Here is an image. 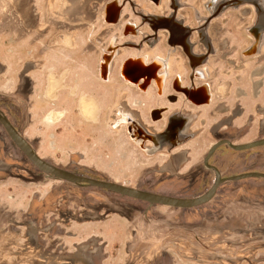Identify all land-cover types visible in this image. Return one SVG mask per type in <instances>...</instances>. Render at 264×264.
I'll return each instance as SVG.
<instances>
[{
  "label": "rangeland",
  "instance_id": "374dc122",
  "mask_svg": "<svg viewBox=\"0 0 264 264\" xmlns=\"http://www.w3.org/2000/svg\"><path fill=\"white\" fill-rule=\"evenodd\" d=\"M23 1L18 6L19 8L24 6L22 5ZM55 1L58 0L52 2L50 0H34V5H30L44 16L46 12L51 10L49 5H53ZM206 1L185 0L179 13L188 15L189 22L193 26H197L200 20H192L193 11L203 15L214 12V8H206ZM254 1V6L261 10L264 4L258 3L257 0ZM249 2L229 3L209 26L210 28L223 27L221 29L224 31L223 37H229L232 45L237 44L233 53L236 59H241L240 48H245L252 41L247 27L253 23L255 12L252 9L249 12L246 11V8L250 7ZM17 3V0H0V71L4 65L5 67L9 65L8 69L0 73V91L3 85L8 86V84V89H12L13 83L10 87V82L14 81L17 71L25 62L33 58L41 63L39 60L43 57L41 48L51 33V31L48 32L39 38V41H33L31 38L22 36L19 39V34H22L23 31H25L24 33L30 31L25 30L22 26L23 22L26 25L28 22L22 13V19L19 18ZM151 6L153 5H148V11L152 9L157 11ZM242 10L247 12V15L241 16ZM226 19L227 21H225ZM49 21L53 20L50 19ZM45 22L47 20L42 18L41 25ZM97 23L99 29L104 26L101 19ZM86 27L82 30V36L86 33ZM262 36L261 43L264 44V34ZM83 42L86 44L84 38ZM129 52L131 50L125 48L124 55L118 58L112 73L115 78L119 76V61ZM243 54V61H247L246 65L248 66L243 72L245 76H248L250 71L255 73L260 72L261 68L264 69V45L259 47L257 51H244ZM83 59L81 64L76 67L69 58L60 63L55 61L52 65L56 66L55 71L57 73H65L64 70L71 67L70 79H76L78 82H82V85L83 83L98 81L100 89L97 97L100 100L102 119L113 102L119 101L120 91L128 92L130 90L131 98L142 99L144 104L141 106V111L144 113L149 106L154 105L155 95L152 94L149 98L144 97L137 88L123 79H112L109 83L96 80L97 72L94 64L87 63L85 57ZM38 67L41 70L34 72L39 81L37 93L43 92L41 79H45L50 64L45 63L43 68ZM219 80L224 81V79ZM263 80L264 75L260 73L253 79H242L240 83L233 80V89L226 101L230 106L240 101L244 107V113L239 117L242 118L240 125L236 124L239 119L237 118L235 126L225 128L223 131H226L227 139L231 140L234 145L264 139V129L259 128V122L263 119V115L255 108L257 105H260L261 109L264 108V84L261 87ZM252 83L260 87L259 91L255 90V92H259V96L256 98L252 96ZM239 85L241 87L239 91L245 95L237 98L234 95ZM85 91L88 92L87 89ZM89 93L91 92L89 91ZM63 95L65 96L64 93ZM64 96L63 98H65ZM74 99L76 100V98ZM219 100L220 98L216 97L214 102ZM38 102L41 101L36 99V107H38ZM40 107L43 111L37 112L35 125L29 127L26 134H31V139L40 140L39 155L48 156L50 161L48 162L55 167L75 175L109 181L141 191L175 198L198 197L204 194L215 182V172L203 165V159L216 140V137L209 133V125L220 118V115L208 116L207 124L201 129L202 132L189 142L194 144L200 152L194 161L191 160V163H186L181 169L180 178H178L161 173L158 164L160 155L153 158L154 155L142 153L137 146L125 144L121 140V133L125 135L124 127L122 129L117 128L116 131H109L110 136L103 139V133L100 129H97V132L93 131L92 127L94 128V126L91 124L90 126L87 121L77 115L74 118L71 117L72 129L65 131V121L68 119L69 113L60 121L47 125L41 121L47 107L44 104ZM203 109L207 111L209 106L206 105ZM206 111L205 113H207ZM240 135L242 136L239 137ZM50 141H53L52 145L49 144ZM83 145H85L86 155L90 159L95 154H101L102 160L107 166H102L90 159L85 160L81 153ZM208 164L217 168L221 182L208 201L184 208L168 205L147 206V203L142 201L87 183L61 180L58 184L48 185V182L51 184L54 180H60L51 175L46 176L43 181H32L33 179L30 181L29 179L0 181V207L2 205L10 207L13 203L21 209L18 217L0 213V240H2L0 251L3 253L0 264H65L66 259L64 257L55 258L52 256L56 254V251L50 252L48 255L47 252L50 247L46 248V252L42 251V255H46L45 258L41 256L32 258L30 236H36L41 244L51 242V236L54 237L52 240L55 241L67 240L65 248L74 251L73 245L76 244H73V241L84 242L94 234L104 236L102 239L99 238V246H105L104 250L107 252L101 256V258L105 257L102 264H124L131 261H135V264H142L140 263L141 259H139L142 257L148 264H152L157 258H160V264H168L169 258L173 260L174 264H264V177L247 176L229 179L249 172L264 174V145L234 149L229 144H224L209 157ZM24 165L26 168H32L29 163ZM197 170L207 173L206 178H201L197 174ZM104 171H108L118 182H114ZM189 171H191V180L187 177ZM194 173L196 178L192 180ZM191 182H194L193 188L186 190ZM66 194L70 197L72 195L71 198L69 197L72 201L67 202L70 206L92 207L97 205L101 214L97 215L96 218H103L105 213L110 212L105 219L115 221L118 237L114 235L116 237L107 243L105 239L109 238V235L103 233L101 229H96L95 233L92 234L93 229L91 228L76 232L68 227L65 228L66 233L74 234L75 232L77 235L69 238L66 233H61L64 228H49L45 220H59L58 215L54 218L50 212H56L54 207L65 208L63 204L57 205V200L59 199L60 203H64L61 198H65ZM79 196L84 198L82 202L76 200ZM109 200L115 204L113 209L117 210L116 213H112L111 208H105L107 204H111ZM128 205L139 206L144 211L142 213L135 212L134 222L127 226L123 221L128 222V218L124 217L123 214L125 210L128 211L126 209ZM259 208L262 210L260 211ZM152 221L161 224L158 225L159 227L152 228L150 227ZM136 224L140 227L137 228L136 235L138 237L137 241L134 242L131 240V236L135 232L132 227ZM238 237L240 239H237ZM260 237L262 241H259ZM253 240L255 241L253 242ZM160 253H165L164 257H160Z\"/></svg>",
  "mask_w": 264,
  "mask_h": 264
},
{
  "label": "flooded vegetation",
  "instance_id": "af4514ba",
  "mask_svg": "<svg viewBox=\"0 0 264 264\" xmlns=\"http://www.w3.org/2000/svg\"><path fill=\"white\" fill-rule=\"evenodd\" d=\"M17 1L18 7L23 0ZM52 1L50 0V2ZM241 1L224 0L220 6L213 7L214 12L207 13L206 15L193 11L192 20H200L197 26H193L189 22L188 15L179 13L182 9V3H185V0H177L175 6L169 3L170 0H157L156 5L150 1L151 5L157 11H148L146 5L142 4L141 0H58L53 2V5H49L51 10L46 12L44 16L35 10L34 7H31V5H34V0H26V3L22 4L24 6L18 7V16L19 18L22 15L26 16L28 25L23 22V28L30 31V33L36 34L34 37H31V40L39 41V38L50 31L51 33L47 37L46 43L43 44V48H41L43 56L42 59H39L41 63H38L33 58L25 62L17 71L14 81L10 82V87L13 83L12 89H8V84V86L3 85L2 87L4 89L2 88L0 91V181L6 179H19L23 181L33 179L32 181H43L46 176H50L49 174L43 173L33 164L25 148L27 146L40 159L47 163L50 162L48 156H40L38 153L40 140L31 139L32 135L26 134L29 127L35 125L34 121L36 120L35 115H37V112L43 111L42 107H40L42 104L47 109L41 121L47 125L60 121L69 113L68 119L65 121V131L72 129L71 117L74 118L77 115L82 116L81 118L83 120L85 119L84 121H87L89 125H94V127L97 123L98 126L95 128L103 132V139L110 136L109 131L124 127L131 143L141 149L142 153L146 155L152 154L154 155L153 158L160 154L165 155L158 163L161 173L178 178H180L179 175L182 173L181 169L186 163H191V160L194 161L198 155H193L192 149H182L183 146L202 132L201 129L207 124L208 116L220 115L221 117L211 123L208 129L209 133L216 137L215 143L213 144L216 146L210 153L208 151L203 159V165L215 172L212 168L215 166L209 165L208 159L216 149L224 144H228L227 141L229 140L227 139L226 131H223V129L235 126L236 119L244 113V107L240 101L234 103L232 106L226 101L233 89V82L237 81L240 83L242 79H253L256 75H259L258 72L254 73L250 71V74L245 76L243 72L245 67H248L246 65L247 61H243L245 48H240L239 53L241 59H236L233 53L237 44L232 45L229 37H223L224 31H221L223 27H209L212 20L218 14L222 13L224 7L229 3L238 4ZM110 6H115L116 12L112 16L107 13ZM246 13L245 15H247ZM240 15L244 16L243 10L240 12ZM42 18H45L47 22L41 25ZM50 19L53 21H49ZM99 19L104 23L101 29L98 28L97 21ZM85 26H87L86 33L82 36V30ZM204 35H206V39L209 41L208 47L204 46L201 42V38ZM83 38L86 44H84ZM261 44V46L264 45L263 43ZM125 48H129L131 52L119 61V76L117 78L123 79L133 85L144 97L149 98L152 94L156 96L154 105L149 106L145 113L141 111V106L144 104L142 99L131 98L130 90L128 92L120 91L119 101H116V103L113 102L102 119L100 100L97 97L100 89L98 81L92 83L87 82L82 85V82H78L76 79H70L71 67L65 69V73H57L55 71L56 66H52V63L55 61L60 63L69 58L75 63L74 67H76L78 64H81V61L85 57L86 62L89 64L93 63L96 68V80L109 83L112 79H117L112 73L115 70L118 58L124 55ZM139 62L143 63L140 65ZM45 63L50 64L51 68L48 67V73L45 79H41L43 92L37 93L39 81L38 77L34 75V72L41 70L38 69V66L43 68ZM100 65L107 67L105 69L107 76L100 75L99 71L104 70L102 68L100 69ZM122 66H124V71L129 78L124 77L121 73ZM8 68L9 65L7 67L4 65L0 73H3ZM202 68L204 69L200 70ZM201 72L203 73L202 75L200 74ZM155 79H159L160 86L156 84ZM176 79L179 80L181 88H187V91L192 94L195 100H190L187 97L188 95L184 94L181 90H177L174 84ZM217 79H224V81H218ZM59 84H61V87H58ZM263 84L264 80L262 81L261 87ZM239 88L241 90L240 85L237 86L236 94L234 95L237 98L245 95L239 91ZM251 88L252 96L254 98L258 97L259 92H254L255 90L259 91L260 87L257 86L255 88V83H252ZM89 97L91 98L89 99ZM206 97H208V103L205 102ZM216 97H219L220 100L215 103L214 100ZM36 99L41 101L40 103L38 102V107L35 106ZM205 105L209 106V110L206 111L202 108ZM255 108L263 115V119L259 122V128L263 130L264 108L261 109L262 107L260 105H257ZM35 109L37 111H34ZM53 111L55 114H52ZM58 111L63 112L59 114ZM86 114L91 117L89 118ZM144 114L145 116H143ZM44 118L49 119L46 121ZM9 127L24 140L27 144L26 146L23 147L14 139ZM134 129H139L144 132L145 135L142 137L143 144L150 145L153 139L155 141L162 140L160 145L162 147L154 149L152 152L143 150L131 138L130 132H134ZM171 130L174 133L173 139L171 141H164L163 137ZM178 131L182 136H177ZM229 142L233 144L231 140ZM49 144L52 145L53 141H50ZM85 148V145H83L81 153L82 157L88 161L90 158L86 155ZM157 150L161 152H157ZM102 159L101 154H95L90 160L105 166L106 164ZM27 163L31 164L32 168H26L24 164ZM22 172L27 175H24ZM104 172L114 180L113 175H110L108 171ZM190 172L187 175L189 179L191 178ZM197 174L201 178H206L207 176V173H203L200 170H197ZM192 177V180L196 178L195 173ZM60 181L54 180L53 183L49 184L48 182L47 184H58ZM188 185L189 187L186 190H191L194 182ZM69 197L70 195L66 194L65 198H61L64 203H60L59 199L57 200V205L63 204L65 208L54 207V211L56 212L52 211L50 213L54 215V218L59 216V220H45L49 228H64L61 233H66L65 228L68 227L77 232L79 230H86L92 227V225L98 227L99 225L106 226L115 223L114 220L105 219L110 212L105 213L103 218H96L97 215L101 214L97 209V205H93L92 207H73L68 205L67 202L72 201ZM83 199L82 196L76 198L80 202ZM109 202L111 204H107L105 208H111L113 211H108L116 213L117 210L113 209L115 208V204L111 200ZM126 207L128 211L125 210L123 215L128 218L127 223L131 225L135 220L136 215L134 213H142L144 209L134 205H128ZM8 211L9 209L3 205L0 207L1 214H11L15 217H18L20 210L14 213H9ZM45 215L47 216V213ZM156 223L157 221L150 222L151 225H156ZM139 227L137 224L132 227V230L135 232L131 236V240L134 242L137 241L138 236L136 233ZM92 229V234H94V228ZM66 236L73 238L77 235L74 232V234L66 233ZM103 237L102 235L98 236L94 234L87 241H73V244L76 245H73L74 251H71L65 248V242L67 240L55 241L52 240L54 237L51 236V242L41 244L36 236H30L31 241L29 243L32 247L31 256L32 258L36 256L45 258L46 255H42V251L46 252V248L50 247L47 252L48 255L50 252L56 251V254L52 256L55 258L64 257L66 259L64 261L65 264H102L105 257L101 258V256L107 253L104 250L105 246H99V238L102 239ZM107 239H105V242L110 243ZM2 254V251H0V258L3 257ZM164 255L165 253H160V257H164ZM142 258H139L141 259L140 263L148 264ZM168 261V264H174L171 258ZM160 263V258H157L152 264ZM124 264H135V261L125 262Z\"/></svg>",
  "mask_w": 264,
  "mask_h": 264
},
{
  "label": "water",
  "instance_id": "95a60500",
  "mask_svg": "<svg viewBox=\"0 0 264 264\" xmlns=\"http://www.w3.org/2000/svg\"><path fill=\"white\" fill-rule=\"evenodd\" d=\"M9 130L12 136L14 137V139L17 142H19L20 145H22L23 147L27 145L24 142V140L17 133H15L10 127H9ZM227 143L234 149H245V148H249L253 146L264 145V139L255 140V141L248 142V143L241 144V145H234L230 143L229 141H227ZM215 146L216 145L211 146V148L209 149V153L214 149ZM25 148H26V152L30 160L43 173L52 175L53 177L63 180V181H70L73 183H87L92 186L108 189V190L117 192L119 194L125 195L127 197H131L136 200L147 203V206L159 205V204L168 205L172 207H183V208L196 206V205H199V204H202L208 201L214 194V191L217 185L221 182V178H219L217 169L215 167H212L216 172L217 178L215 182L213 183V185L204 194L198 197H194V198H175V197L158 195V194H154L150 192L141 191L138 189L126 187L124 185H120V184L109 182V181H101V180H97V179H93L89 177L75 175L63 169L55 167L51 165L50 163L43 161L32 150L28 149L27 146ZM157 152H161V151L157 150ZM247 176H263L264 177V174L249 172V173H244L241 175L230 177L229 179H238V178H243Z\"/></svg>",
  "mask_w": 264,
  "mask_h": 264
},
{
  "label": "crops",
  "instance_id": "0c3cea01",
  "mask_svg": "<svg viewBox=\"0 0 264 264\" xmlns=\"http://www.w3.org/2000/svg\"><path fill=\"white\" fill-rule=\"evenodd\" d=\"M142 1V4H145L146 5V7H147V10L149 9L148 8V5L149 4H151L150 3V1L153 3V4H155L156 5V3H157V0H141ZM169 1V0H168ZM177 0H170V2L169 3H171L173 6H175L176 5V2ZM242 1H250L249 3V6L250 7H248V8H246V11L247 12H249L251 9H252V11H254L255 12V19H254V24L252 23V25H250L248 28H247V31L249 32V35L251 36V38H252V41L250 42V43H248L246 46H245V51H246V49H247V51H257L258 49H259V46H261L260 45V41L262 40V38H261V40H258L259 42H256V39L254 38V36H253V34H255V29H261L262 30V33L264 32V7H262L261 8V10H257V8L254 6V0H242ZM254 1V2H253ZM207 2V9H209V8H213V7H218V6H220V4L221 3H223L224 2V0H207L206 1ZM257 2L258 3H260V4H264V0H257ZM41 3V2H40ZM254 3V4H253ZM152 8H155L154 6H151ZM109 11H107V13H108V15H113L116 11H115V6H110L109 7V9H108ZM153 10V9H152ZM260 11V12H259ZM244 13V15H245V12H243ZM129 26V25H128ZM128 30V29H127ZM203 41V42H202ZM201 42L203 43V45L204 46H209V41L206 39V35H204V36H202V38H201ZM195 61V60H194ZM144 62V61H143ZM143 62H139L140 63V65L143 63ZM156 63V62H155ZM196 63V62H195ZM157 64V63H156ZM104 69V70H100L99 72H100V75L101 76H107V72L105 71V69H107V67H105L104 65H100V69ZM204 68H202V69H200V70H203ZM260 71V70H259ZM261 71H264V69L263 68H261ZM261 71L260 72H258V73H260L261 75H264V72L263 73H261ZM133 73H134V71H132ZM121 73L123 74V76L124 77H126V78H129L128 76H127V74L125 73V71H124V66H122V69H121ZM196 73H198V72H196ZM201 75L203 74L202 72L200 73ZM159 80V79H158ZM158 80H156L155 79V82H156V84L158 85V86H160V82L158 81ZM174 84H175V86L177 87V90H181L184 94H186V95H188L187 97L190 99V100H195V98H193V96H192V94H190L188 91H187V88L185 89V88H181V86L179 85V80L178 79H176L175 81H174ZM256 85V84H255ZM257 86V85H256ZM159 88V87H158ZM158 90H160V89H158ZM257 92V91H256ZM255 92V93H256ZM208 97H206V103H208ZM197 101V100H196ZM195 101V102H196ZM206 106V105H205ZM202 108H204V107H202ZM206 109V108H205ZM111 119V118H110ZM241 122H242V118H239L238 120H237V123L236 124H238V125H240L241 124ZM125 130V129H124ZM113 131H116V129L115 130H113ZM103 133V132H102ZM131 133V138H132V140L134 141V143H136V144H138L143 150L145 149L146 151H148V152H152L154 149H157V148H159V147H162V146H160L161 145V141L162 140H156L155 141V139H153V141H152V143L150 144V145H145V144H143V142H142V137H144V132L143 131H141V130H139V129H134V132H130ZM173 132H172V130L169 132V133H167V135L165 136V137H163V140L165 141H167V140H169V141H171L173 138ZM177 136H182V134L181 133H179V131H178V135ZM119 139V138H118ZM121 140L125 143V144H128V145H131L132 143H131V140H130V138H129V135L127 134V132L125 131V135H123L122 133H121ZM123 143V144H124ZM165 143V142H164ZM184 148H189V149H192V151H193V155H197L200 151H199V149L197 150V148H196V146L194 145V144H191V143H189V144H186V145H184L183 146V148L182 149H184ZM145 152V151H144ZM145 154V153H144ZM161 157V158H160ZM165 157V155H161L160 154V156H159V160H161V159H163ZM147 159H149V158H147ZM148 161V160H147ZM4 207H6V208H8L9 209V213H14L15 211H18V210H21L20 208H17V206H15L13 203H12V206H7V205H3ZM259 210L261 211L262 210V208H259ZM115 222V221H114ZM123 223L124 224H126L127 226H128V223L126 222V221H123ZM161 224V223H160ZM159 224V222H157L156 223V225H151L150 227H152V228H156L158 225H160ZM125 225V226H126ZM104 227L105 226H98L97 228H96V226H93L92 225V227H90V228H94V230L96 231V229H101L102 230V232L103 233H105V234H107V235H109V238H108V240H109V242H110V239H112V235L110 234V233H108L107 232V230H105L104 229ZM159 227V226H158ZM104 230V231H103ZM95 231H94V233H95ZM106 231V232H105ZM111 235V236H110ZM114 239V238H113ZM237 239H240L239 237L237 238ZM255 240H253V242H254ZM259 241H262L261 240V237H260V240ZM207 256V255H206ZM209 257H213V256H209Z\"/></svg>",
  "mask_w": 264,
  "mask_h": 264
},
{
  "label": "bare ground",
  "instance_id": "6f19581e",
  "mask_svg": "<svg viewBox=\"0 0 264 264\" xmlns=\"http://www.w3.org/2000/svg\"><path fill=\"white\" fill-rule=\"evenodd\" d=\"M23 3H26V0H24L23 1ZM263 5V4H262ZM263 7H264V5H263ZM257 10H259L258 8H257ZM260 12V11H259ZM64 22V21H63ZM21 28V27H20ZM22 30V29H21ZM20 30V31H21ZM24 30V29H23ZM22 30V31H23ZM25 31H23V33L22 34H24V35H22V34H19L20 35V38L19 39H21V36L22 37H25V38H31V37H34L36 34H34V33H30V32H26V33H24ZM264 34V32L262 33V30L259 28H257V29H255V34H253V36L255 37V39H256V42H259L258 40H261V38L263 37L262 35ZM25 40V39H24ZM35 40H36V38H35ZM36 41H38V40H36ZM262 41V40H261ZM260 41V42H261ZM19 42H21V41H19ZM30 43V42H29ZM261 44V43H260ZM52 51H53V49H51ZM50 51V50H49ZM51 53V52H50ZM51 56H52V54H51ZM50 55H49V57H51ZM55 56V55H54ZM53 56V57H54ZM52 58V57H51ZM55 59V58H54ZM53 66V65H52ZM51 68V67H50ZM66 72V71H65ZM52 77V76H51ZM55 80V79H54ZM58 81V80H57ZM61 81H62V79H61ZM60 81V82H61ZM58 83V82H57ZM64 84V83H63ZM61 84H59L58 85V87L60 86ZM61 87V86H60ZM51 88V87H50ZM48 89V88H47ZM51 90V89H50ZM73 90V89H72ZM52 91V90H51ZM74 91V90H73ZM85 94V93H84ZM89 94V93H88ZM56 95V94H55ZM82 95V94H81ZM91 95V94H90ZM49 96V95H48ZM50 97V96H49ZM85 97H86V95H85ZM84 97V98H85ZM95 97V96H94ZM81 98V97H80ZM87 98V97H86ZM91 97H89V99H90ZM50 99V98H49ZM82 99H83V97H82ZM84 100H86V99H84ZM92 100V99H91ZM67 101V100H66ZM98 102V101H97ZM81 104H82V102H81ZM96 104V103H95ZM83 105V104H82ZM81 105V106H82ZM80 106V105H79ZM99 106V105H98ZM66 107V106H65ZM100 107V106H99ZM88 108V107H87ZM82 109V108H81ZM63 110V109H62ZM50 111H51V109H50ZM56 111V110H55ZM83 111H85V110H83ZM59 112V111H58ZM61 112H63V111H61ZM61 112H59V114L61 113ZM67 112V111H66ZM48 113V112H47ZM46 113V114H47ZM54 113V111L52 112V114ZM84 113V112H83ZM85 113H87L86 111H85ZM55 114V113H54ZM56 114H57V112H56ZM62 114V113H61ZM92 114V113H91ZM48 115V114H47ZM81 115V114H80ZM87 115V114H86ZM50 116V115H49ZM54 116V115H53ZM60 116V115H59ZM62 116V115H61ZM88 117H89V115H87ZM48 117V116H47ZM52 117V116H51ZM82 117V116H81ZM87 117V118H88ZM91 117V116H90ZM89 117V118H90ZM46 118V117H45ZM44 118V119H45ZM58 119H59V117H57ZM47 119H49V118H47ZM47 119H45L46 121H48ZM52 119H54V118H52ZM55 120V119H54ZM53 120V121H54ZM85 120V119H84ZM92 120H94L93 118H92ZM98 121V120H97ZM94 126V125H93ZM100 126V125H99ZM95 127H97V125L95 126ZM92 128V130L93 131H96L98 128ZM97 132V131H96ZM95 135V134H94ZM96 135H97V133H96ZM161 158V157H160ZM114 182H118V180H116L115 178H114ZM121 183V182H120ZM122 184H124V183H122ZM97 228V227H96ZM90 229V228H89ZM92 229V228H91ZM102 229V228H101ZM104 229L105 230H107V232L108 233H110L111 235H112V238H114V237H116L117 235H116V233H117V230H116V228H115V223H113V224H108V225H106L105 227H104ZM93 231V230H92ZM95 231V230H94ZM104 231V230H103ZM119 231V230H118ZM106 232V231H105ZM110 235V236H111ZM114 235H116V236H114ZM118 237V236H117ZM120 237V236H119ZM145 239V238H144ZM110 240H112V239H110ZM145 245V244H144ZM181 245V244H180Z\"/></svg>",
  "mask_w": 264,
  "mask_h": 264
}]
</instances>
